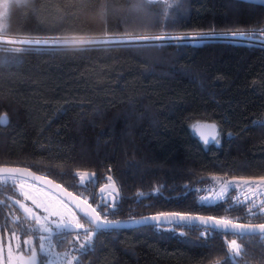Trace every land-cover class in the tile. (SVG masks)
I'll list each match as a JSON object with an SVG mask.
<instances>
[{"label":"trees","instance_id":"trees-1","mask_svg":"<svg viewBox=\"0 0 264 264\" xmlns=\"http://www.w3.org/2000/svg\"><path fill=\"white\" fill-rule=\"evenodd\" d=\"M136 3L8 0L0 32L94 40L264 27L262 0H168L167 18L162 3L142 11ZM135 45L0 50V116L9 120L0 126V166L30 168L89 201L110 175L121 192L116 221L180 212L264 223L232 198L200 199L221 180L264 176V127L255 123L264 118V48L218 41ZM210 122L220 135L207 145L196 126ZM78 171L96 177L81 187ZM11 183L0 184V239L24 241L36 223L15 203L24 197ZM203 228L110 229L93 238L87 255L74 234L66 242L52 239L58 255L66 250L82 264H232L226 246L235 239L239 264H264L258 235L216 230L202 237Z\"/></svg>","mask_w":264,"mask_h":264},{"label":"snow or ice","instance_id":"snow-or-ice-1","mask_svg":"<svg viewBox=\"0 0 264 264\" xmlns=\"http://www.w3.org/2000/svg\"><path fill=\"white\" fill-rule=\"evenodd\" d=\"M178 2V0H174V3ZM264 2V0H262ZM164 4L165 10L162 13L165 18L168 16V9L173 7V4L168 3V0H137L135 5V10L142 11L149 5L154 4ZM257 31L256 29H250L248 31L238 30L236 32L224 33L223 35H227L230 37H238L241 39L250 38L249 32ZM259 31L264 32V28L259 29ZM220 33H205L202 34L198 39H209L212 36H219ZM175 39L167 34H161L157 36H136L132 38V41H166ZM183 39H191L189 37H184ZM103 41L96 40H64L61 41L58 38H49L45 40H25L21 41V43L25 44H93V43H101ZM133 46H138L133 44ZM155 46H162L157 44ZM23 49L16 48L13 49L15 52H20ZM6 121V117H0V126ZM256 124L264 127V121H256ZM211 127L215 128V125ZM212 140H216L215 136L211 137ZM204 143H209V139L207 137L204 138ZM0 184L7 186L8 180L11 179V187L15 188L17 185L19 186L20 195L24 197L25 200H29L35 205L36 208H40L43 210L46 215L41 216L37 212L33 210L32 207H29L27 204L21 202L20 200H16L15 203L19 205V207L26 214V218H30L35 221L38 228L36 229L38 233L39 240V256L49 257L51 256L50 248L52 246V236L56 235L61 237L62 240L66 242L67 235L74 234V240L79 241L77 245L78 251L81 255H87L93 249V238L98 234L110 230L116 229L119 225V221L109 220L107 216L109 212L113 215L116 211V204L114 200H110L104 196L105 189L109 187V184H105L103 188H100V198L101 203L96 204L94 207L93 204H90L87 199H81L79 196L72 197L73 207L76 208L83 217L84 222H81V216H78L76 212L68 209L67 205L64 204L62 200L58 201L56 205L47 202V200L42 198V191L39 188H35L33 184H25L26 179H30L32 181H43L48 185L54 184V181L48 180L45 176H37L35 173L31 172L27 168L20 167H0ZM76 176L79 177V183L81 187H84L86 182H92L95 179V173L89 174L88 172H76ZM111 184L114 185V181H112V177L109 175L106 178ZM213 179H217L213 177ZM242 183L248 187L251 195L245 196L243 199L241 197H234L235 205H243L244 209L249 218L252 217H261L264 216V200L254 199L256 196L257 189L259 186L264 185V176L259 177L258 180H249L241 178ZM239 186L236 180L232 181H220L219 191L215 195L216 201H223L227 198V193L229 191V186ZM27 187V190H25ZM56 188H62L61 185L56 184ZM85 190H87L85 188ZM63 191H67L63 189ZM113 191H116L113 188ZM118 194V192H117ZM71 196V193H68ZM143 195V193H140ZM260 195L264 196V192H261ZM202 202L210 201L212 198L208 196L200 197ZM102 205V206H101ZM97 208H100V211H97ZM103 213V215H102ZM52 217H57L58 219H51ZM19 219V218H17ZM144 220H152L157 223L158 226H163L165 223L172 224L173 227L184 226L193 222H199V224L203 225L204 228L201 231V236L204 237L206 234H210L216 230L221 231L224 234H232L239 235L241 238L251 237V236H259L262 243H264V223H248L241 224L235 223L232 219L228 218H217L214 216H192L185 213L180 212H171V213H159L156 216L145 217ZM87 225V226H86ZM13 235H15V231H13ZM183 235V233H181ZM19 237H16L17 244L16 249L18 253L14 255L13 247L11 243H9L7 248V255L5 258L3 245L0 244V264H5V259L7 264H52V261L49 259L40 260L36 246L33 244V240L31 237L24 241L27 246L26 251L27 255H25V251L19 250ZM226 252L228 253V259L232 262V264H239L237 258H242V249L236 240H232L226 246ZM65 256L68 254L65 253ZM244 256L247 253H243ZM262 259H264V252H262ZM64 264H82V261L79 260L78 257H70L69 259L64 261ZM220 264V262H217ZM244 264H247V261H244Z\"/></svg>","mask_w":264,"mask_h":264},{"label":"rangeland","instance_id":"rangeland-1","mask_svg":"<svg viewBox=\"0 0 264 264\" xmlns=\"http://www.w3.org/2000/svg\"><path fill=\"white\" fill-rule=\"evenodd\" d=\"M7 1L8 0H0V15L3 14L4 9L6 7ZM132 38L133 37H121V36L120 37H115V38H112V37L105 38V37H103L102 39H94L96 41H103V42H101V43H93V44H89V45H100V44H107V45H109V44H112V43H120V44L121 43H131V44H133L136 41H132ZM58 39H60V38H58ZM40 40H45V39L43 38V39H40ZM60 40L61 41H64V40H73V39H62L61 38ZM78 40H84V39H78ZM85 40H89V39H85ZM141 42H143V41H141ZM145 43H147V42H145ZM134 44H136V43H134ZM86 45H88V44H64V43H60V44H55V45H52V44H33V46H31V47L34 48V49H53V48H60V47H63V46L77 47V46H86ZM32 48H20V49L26 50V49H32ZM4 51H8V50H4ZM25 184L26 185L27 184H33L35 188L41 189V191H42V198L45 199V200H47V202L56 205L58 201L62 200L64 202V204L67 205L68 209H70L71 211H73V209L70 207V205L67 204L63 199H61L60 197H58L57 195H55L51 191L45 189L44 187L39 186L36 183H33V182L29 181V180H25ZM237 184L239 185L238 187L237 186H232V185L229 186V191L227 193V198L226 199L232 198L234 200V197H236V196H239V197H241V199H243L245 196L251 195V193L249 192L247 186H245L241 182H237ZM17 187L19 189V186L18 185H17ZM219 188H220V186H216V185L210 187V189L205 193L204 196L211 197L212 199L210 201H205L206 203L215 204L217 202H220V201H216L215 200V195L219 191ZM25 190H27V187H26ZM261 192H264V185L259 186V188L257 189L256 196L253 197V198L254 199H257V201L264 200V196L260 195ZM21 202L27 204L29 207H32L33 210L35 212H37L38 214H40L41 216L46 215V213H44L42 209L36 208L35 205H33L31 201L24 199ZM51 219H54L55 220V219H58V218L57 217H52ZM233 240H235V239H233ZM0 244L3 245L4 255H5V258H6L7 249L5 248V246H4L3 243L0 242ZM56 244H57V242L52 239V246L50 248L51 256H49V257H44L43 256V257H44V259L51 260L52 261V264H64V261L67 260V259H69L71 256H70V254H68L66 252V250H62L63 251L62 254L61 255H58L57 252H56ZM240 247H241V245H240ZM65 253H67L68 255L65 256L64 255ZM5 264H7L6 259H5Z\"/></svg>","mask_w":264,"mask_h":264},{"label":"water","instance_id":"water-1","mask_svg":"<svg viewBox=\"0 0 264 264\" xmlns=\"http://www.w3.org/2000/svg\"><path fill=\"white\" fill-rule=\"evenodd\" d=\"M122 44H131V43H121V44L120 43H112L109 45H122ZM100 45H107V44H100ZM86 46H90V45L88 44ZM63 47H71V46H63ZM0 117H6V121L3 123L2 127H7L8 123H9L8 116L6 114H3ZM212 125H215V128L211 127ZM196 132L202 138L203 141H204L205 137H207L209 139V143H207V145L216 142L219 138V135H220L218 126L213 122L197 125L196 126ZM212 136H215L216 140H212L211 139ZM0 167H18V166H0ZM20 168H26V167H20ZM27 169H29L31 172L35 173L37 176H44V175L36 173L35 171H33L30 168H27ZM89 174H91V173H89ZM0 175H3V174H0ZM95 177H96V174H95ZM47 179L54 181L53 179H51L49 177H47ZM28 180H30V179H28ZM232 180H234V179H232ZM235 180H236V182L242 183L241 178H236ZM249 180H258V179H249ZM30 181H32V180H30ZM112 181H114V180H112ZM33 182L38 183V184L42 185L43 187L49 189L50 191H52L53 193H55L56 195L61 197L64 201H66L79 214H81L76 208L73 207V203H72V197L78 196L77 194L69 191L67 188H65L63 185H61L60 183H58L56 181H54V184H52V185H48L46 182H43V181H33ZM56 184L61 185L62 188H56L55 187ZM106 184H109V187L107 189H111L112 192H114V197L118 199V202H120L121 201V192H120V189H119L117 183L114 181V185L111 184L110 182H108ZM104 185L101 188H103ZM113 188L116 191H113ZM63 189H66L67 191L65 192V191H63ZM107 189H105V192L107 191ZM117 192H118V194H117ZM68 193H71L72 195L69 196ZM80 198L83 199L82 197H80ZM115 201H116V199H114V202ZM169 213H171V212H169ZM158 214L148 215L145 217L156 216ZM189 215L202 216V215H194V214H189ZM145 217H140V218H136V219H128V220H119L120 225L116 229H137V228L147 226V225H157V223L155 221L144 220L143 218H145ZM233 222L241 223V224H248V223H242V222H236V221H233ZM193 223L199 224V222H193ZM164 225H172V224L165 223Z\"/></svg>","mask_w":264,"mask_h":264},{"label":"built area","instance_id":"built-area-1","mask_svg":"<svg viewBox=\"0 0 264 264\" xmlns=\"http://www.w3.org/2000/svg\"><path fill=\"white\" fill-rule=\"evenodd\" d=\"M262 28L264 27L257 28L256 29L257 31L249 32L250 38H244V39L223 35L224 33L238 31V30H234V31H211V32H201V33L174 34V35H170L171 37L175 38L172 40L143 41V42L136 41L134 43L184 42V43H191V44H203L206 42L218 41V42H228V43L242 44V45L264 48V32L259 31V29H262ZM244 31H248V30H244ZM205 33H220L221 35L212 36L209 39H203V40L198 39L202 34H205ZM107 37L109 36H105V38ZM184 37H189L191 39H183ZM34 39L40 40L43 38L16 36V35H11V34L0 32V50L13 51V49H16V48H32L31 46H33V44H25V43H21V41L34 40ZM260 121H264V118L261 119Z\"/></svg>","mask_w":264,"mask_h":264},{"label":"flooded vegetation","instance_id":"flooded-vegetation-1","mask_svg":"<svg viewBox=\"0 0 264 264\" xmlns=\"http://www.w3.org/2000/svg\"><path fill=\"white\" fill-rule=\"evenodd\" d=\"M26 180H28V179H26ZM29 181H30V180H29ZM31 182H33V181H31ZM33 183H35V182H33ZM106 183H108V182L101 183L100 185L97 184V185H98V187L96 188L97 190H96V191L93 193V195H92L93 200H95L96 203H94L92 199H90V201H89L87 198H84V197H83V199H87L88 202H89L90 204H93L94 207L96 206V204L101 203V198H100V188H101L104 184H106ZM36 184L39 185V186H42V185H40V184H38V183H36ZM42 187H43V186H42ZM44 188H45V187H44ZM45 189H47V188H45ZM47 190H49V189H47ZM49 191H50V190H49ZM51 192H52V191H51ZM52 193H53V192H52ZM54 194H55V193H54ZM55 195H56V194H55ZM57 196H58V195H57ZM104 196H105L106 198L110 199V200H114V199H116L115 204H116V209H117V204H119V202H118V199L114 197V192H112L111 189H107V191L104 193ZM58 197H59V196H58ZM60 198H61V197H60ZM61 199H62V198H61ZM65 202H66V201H65ZM66 203H67V202H66ZM67 204H68V203H67ZM101 206H102V205H101ZM70 207H71V206H70ZM71 208H72V207H71ZM72 209H73V208H72ZM73 211L76 212V214H77L78 216H81V214H79L75 209H73ZM97 211H100V208H97ZM102 215H103V213H102ZM113 217H114V216L112 215V213L109 212V215L107 216V218H108L109 220H114V219H111V218H113ZM114 221H116V220H114ZM81 222H84L82 216H81ZM86 226H87V225H86ZM37 228H38L37 225L34 226V228H33L31 231H29V233H33V235H32V236H28V237H26V238L23 239V240L25 241V240H27V239H29V238L31 237V239L33 240V244L36 246V250H37V253H38V256H39V252H40V250H39V247H38V245H39V241H38V233H37V231H36ZM24 241H22V239H19V244H20V249H19V250H23V251H25V255H27V251H26L27 246L25 245ZM0 242L4 244V246H5L6 249L8 248L9 243H11V245H12V247H13L14 255H16V254L18 253V250L16 249V244H17L16 237H14V236H10V237L5 238L4 240H1V239H0ZM41 257H42V256H39V259H40V260H41Z\"/></svg>","mask_w":264,"mask_h":264}]
</instances>
